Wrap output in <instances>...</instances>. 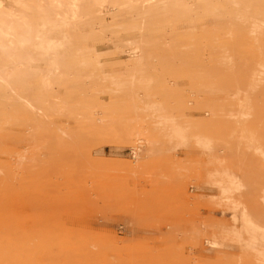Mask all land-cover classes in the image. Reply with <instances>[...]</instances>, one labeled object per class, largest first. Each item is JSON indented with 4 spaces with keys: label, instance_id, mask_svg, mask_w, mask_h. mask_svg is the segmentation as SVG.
<instances>
[{
    "label": "rangeland",
    "instance_id": "1",
    "mask_svg": "<svg viewBox=\"0 0 264 264\" xmlns=\"http://www.w3.org/2000/svg\"><path fill=\"white\" fill-rule=\"evenodd\" d=\"M0 10V264H264V0Z\"/></svg>",
    "mask_w": 264,
    "mask_h": 264
},
{
    "label": "bare ground",
    "instance_id": "2",
    "mask_svg": "<svg viewBox=\"0 0 264 264\" xmlns=\"http://www.w3.org/2000/svg\"><path fill=\"white\" fill-rule=\"evenodd\" d=\"M38 1H43V0H38ZM2 9V8H1ZM5 9V8H4ZM8 10V9H7ZM61 10V9H60ZM2 10H0V21H1V19H2ZM245 13V12H244ZM193 14V13H192ZM5 15H8L7 13L5 14ZM262 17V16H261ZM3 21V20H2ZM24 26V25H23ZM68 28H69V26H68ZM71 38V37H70ZM1 42V41H0ZM11 43V42H10ZM22 44V43H21ZM221 55V54H220ZM19 56V55H18ZM22 57V56H21ZM66 74V73H65ZM0 78H1V76H0ZM2 79V78H1ZM49 80V79H48ZM66 85V84H65ZM10 87V86H9ZM15 93V92H14ZM55 95V94H54ZM46 115V114H45ZM138 141V140H137Z\"/></svg>",
    "mask_w": 264,
    "mask_h": 264
}]
</instances>
